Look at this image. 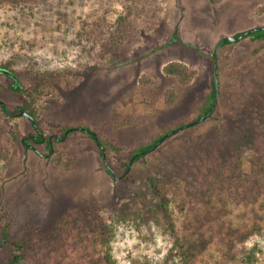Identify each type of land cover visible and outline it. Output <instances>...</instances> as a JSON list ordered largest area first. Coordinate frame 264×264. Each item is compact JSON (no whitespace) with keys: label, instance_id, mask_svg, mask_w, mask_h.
Returning a JSON list of instances; mask_svg holds the SVG:
<instances>
[{"label":"rangeland","instance_id":"1","mask_svg":"<svg viewBox=\"0 0 264 264\" xmlns=\"http://www.w3.org/2000/svg\"><path fill=\"white\" fill-rule=\"evenodd\" d=\"M122 1L0 2V64H13L19 76L17 84L30 82L32 78L24 74L30 69L54 78L52 87L57 98L43 100L46 110L41 121L42 129L52 139L58 138L52 144V156L46 157L47 150L41 145L28 149L22 141L34 134L30 120L6 118L0 112V150L4 157L13 151L16 154L14 163L0 176V264L11 252L2 240L4 231L9 239H15L28 229L37 240L63 216L90 205L141 204L142 200L147 206L151 201L147 178H169L174 171V177L187 180L185 184L192 193L189 211L173 217L174 233L155 226L139 232L126 226L118 228L112 244L116 263L163 264L177 242L194 245L192 264H230L224 260L229 253L253 245L260 249L256 264H264V197L228 213L202 206L200 200L205 173L215 166L219 146L228 145L233 150V141L242 131L236 113L239 107L233 105L230 74L245 65L264 66V41L243 38L219 49V96L210 118L171 136L128 168L132 146L196 118V106L210 91L216 43L264 26V12L257 14L264 0H224L216 6L209 0H149L156 9L154 26L141 32L136 45L119 63L95 66L78 47L77 34L86 23L100 20L104 11L110 13L109 21L114 20ZM127 1L135 6L144 0ZM171 62L184 64L196 73L187 87H179L173 78L163 75V67ZM258 68L253 76L259 75ZM69 78L74 82L70 88L66 86ZM140 78L151 84L141 89ZM10 84L0 74V103L12 111L19 101L9 91ZM250 87L246 85L244 90L248 100L242 109L246 112L250 109ZM170 89H175L178 96L174 104L164 106L163 95ZM255 111V107L249 111L253 118ZM117 114L132 116L135 125L117 128ZM78 125H86L91 132L101 133L124 148L119 152L105 149L106 163L116 179L106 170L94 140ZM66 127L72 129L63 134ZM263 139L258 138L264 147ZM53 157L64 161L69 158L70 163L58 167ZM248 157L242 160L245 169ZM137 195L140 199L135 198ZM254 225L258 234L242 239Z\"/></svg>","mask_w":264,"mask_h":264},{"label":"trees","instance_id":"2","mask_svg":"<svg viewBox=\"0 0 264 264\" xmlns=\"http://www.w3.org/2000/svg\"><path fill=\"white\" fill-rule=\"evenodd\" d=\"M223 1L209 0V3L216 6ZM0 2L19 4L18 0H0ZM127 3V0L121 2V9L115 12L114 20L109 21L110 13L104 11L100 20H96L92 24L86 23L77 34L78 47L86 56L87 61H93L95 66L105 67L119 63L136 45L141 32L154 26L156 9L151 1L144 0L135 6ZM263 12L264 6L259 7L257 14ZM240 35L236 34L234 37ZM245 38L253 42L264 41V30L250 33ZM228 44H230L228 41H222L219 44V49L222 50ZM211 59H214V55ZM255 68H258L257 63L239 67L230 74L231 94L235 99L233 105L239 107L236 113L241 119L242 131L238 134V139L233 141V150L230 151L228 145L219 146L220 151L215 166L211 169L208 168L205 173V181L202 184L205 186V191L200 200L202 206H207L212 210H223L228 213L241 206L249 207L255 204L259 197H264V147L258 140L260 137L264 138V66H259V75L253 76L252 72ZM0 70L13 75L14 78L1 74L11 82L9 91L14 93L19 101V106L12 111L7 110L4 104L0 103V112L6 118H20L18 108L29 114L35 123L33 126L30 121L34 134L24 138L22 144L28 149L34 145H41L47 150L46 157L52 156V144L58 141V138L52 139L51 135L42 129L41 117L46 110L43 100L57 98L52 87L54 78L30 69L24 71V74L32 78L30 82L17 84L19 76L13 64L10 62L0 64ZM162 73L165 77L173 78L179 87H187L196 75L186 65L178 62L165 65ZM72 75L73 73L69 77L72 78ZM216 75L219 79L217 67ZM73 83L69 78L66 86L70 88ZM147 84H151V81L146 78L139 79L141 89L145 88ZM246 85L251 86L248 112L242 109L245 100H248L247 93L244 91ZM177 96L175 89L166 91L163 95V105L174 104ZM213 101L214 91L211 81L210 91L196 106V118L192 122L211 113ZM253 107L256 109L254 118L249 113ZM187 124L189 122L174 128L164 129L153 136L149 142L132 146V157L135 156L133 162H138L141 159L138 155L149 151L168 132ZM114 125L117 128L134 126L135 118L117 114ZM77 127L83 133L90 131L86 125H78ZM71 129L66 127L62 133L64 134ZM87 137L94 140L92 135L87 134ZM95 138L101 157L105 156L106 148L118 152L124 150L101 133H95ZM3 154L1 148L0 176L7 167L14 163L16 158L14 151L8 157H4ZM246 156H249L247 169L243 167L242 162ZM52 159L58 167L62 168L67 167L70 163L69 158L65 161L61 157H53ZM103 162L106 170L110 173L106 156ZM175 173V171L174 174L169 173V178L166 176L164 178L163 176L147 178L146 183L151 200L147 206L145 201L143 205L142 200H140L141 204H137L138 201H133L131 204L126 203L119 206L114 204L90 205L74 215L63 216L44 230L43 236L37 240L34 239L33 234L28 229L21 233V237L15 239H9L4 231L2 240L10 247L11 252L7 260L1 264H117L112 254V244L118 228L126 226L139 232L144 229L151 230L155 226L174 233L173 217L189 211V206L193 203L192 193L188 190V185L185 184L187 180L174 177L177 174ZM135 198L140 199V196L137 195ZM253 234H258L255 225L247 230L242 239H248ZM173 247L175 248L165 256L163 264L174 260H182L185 264H192L193 257H195L194 245L182 246L174 242ZM237 251L229 253L224 260L229 261L230 264H256V256L260 253L257 245H253L249 249L241 248ZM144 264L148 263L145 262Z\"/></svg>","mask_w":264,"mask_h":264},{"label":"water","instance_id":"3","mask_svg":"<svg viewBox=\"0 0 264 264\" xmlns=\"http://www.w3.org/2000/svg\"><path fill=\"white\" fill-rule=\"evenodd\" d=\"M264 30V26L262 27H257V28H252V29H249L243 33H241L240 36L238 37H224V38H221L220 40H218V42L216 43V46H215V51H214V59H213V64H212V71H211V76H212V86H213V91H214V101H213V105H212V112L183 126V127H180V128H177V129H174L170 132H168L166 135H164L162 138H160L153 146L152 148L149 150V151H146L144 153H141L139 154L138 156L139 157H144L146 155H148L149 153L153 152L154 150H156L161 144H163V142H165V140L168 138V137H171L185 129H188L190 127H193L195 125H198L200 124L201 122L207 120L210 118V116L212 115V113L214 112L215 110V107H216V104H217V99H218V96H219V93H218V78H217V75H216V67H217V58H218V50H219V44L226 40L228 42H234V41H240L242 40L243 38H245L247 35H249L250 33H253V32H256V31H263ZM0 74H4V75H7L9 77H13L12 74L6 72V71H3V70H0ZM14 78V77H13ZM18 111L20 113V116L21 117H25L27 118L28 120H30L33 124V126H35V123L32 119V117L29 115V114H26L24 112H22L19 108H18ZM87 134L89 135H92L94 136V140H95V143L96 145H98V142L95 138V133L94 132H91L89 131ZM103 160H105V156H102ZM135 158V156L130 160V163L128 164V168H129V165L133 162V159ZM110 175L116 179V177L114 176V174L112 173V171H110Z\"/></svg>","mask_w":264,"mask_h":264}]
</instances>
